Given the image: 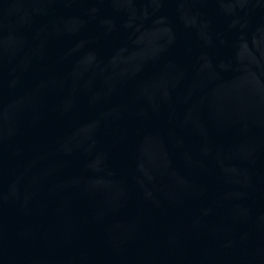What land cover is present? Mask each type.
I'll return each instance as SVG.
<instances>
[{
	"label": "water",
	"instance_id": "obj_1",
	"mask_svg": "<svg viewBox=\"0 0 264 264\" xmlns=\"http://www.w3.org/2000/svg\"><path fill=\"white\" fill-rule=\"evenodd\" d=\"M0 264H264V0H0Z\"/></svg>",
	"mask_w": 264,
	"mask_h": 264
}]
</instances>
